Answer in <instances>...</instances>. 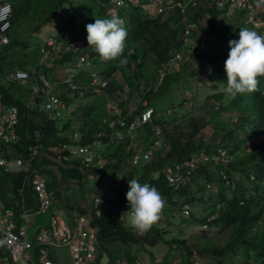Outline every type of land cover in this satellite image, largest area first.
Here are the masks:
<instances>
[{
  "label": "trees",
  "instance_id": "16d2710c",
  "mask_svg": "<svg viewBox=\"0 0 264 264\" xmlns=\"http://www.w3.org/2000/svg\"><path fill=\"white\" fill-rule=\"evenodd\" d=\"M63 1L53 0V5L44 1L45 5L50 4L54 8L48 14L46 21L49 22L57 16V8H60L59 5H63L61 4ZM218 2L219 0H197L193 6L187 4L186 13L181 14L176 8H169L165 2L158 4L155 0H125L124 4L119 7L110 5L108 0H68L69 5L74 7L76 12L78 11L77 13L70 11L68 17L75 16L78 18L74 23L77 26L75 28L79 32L80 29L81 31L84 30V35L81 36L80 34L79 37H75L76 39L69 40L67 48L63 47V43L61 46L57 45V57L49 59V65L44 63V59H36L33 61V65H27L24 61L13 59V53L10 50L17 45V42L11 41L9 38L7 44L0 46V78H4L9 85L0 83V92L6 105L18 108V138L11 146L12 156L25 157L27 147L35 142L38 143L40 147L37 156L33 159V167L44 172L47 177H51V172L45 166L40 168L37 165L41 152L53 154L54 152L51 151L56 152L57 150V154L61 157L62 154H67L66 148L62 147L63 145L66 147L72 144L85 145L94 139H99L102 150L101 154L98 153L94 159L95 166L83 165L78 157L68 161L61 158L63 163L71 164L70 172L79 173L81 170V176L76 182L80 188H83V177L86 179L89 173L93 174L96 181H99L103 174H109L114 182L116 179H120L125 194L128 191V180L135 178L141 184L148 183L154 186L167 202V207L162 214L166 216H161L160 220L164 219L168 226L173 225L171 217L173 213L177 212L182 222L188 225H197L205 220L201 226L207 222L209 227L216 228L220 232L231 229L233 237L237 239L236 243L246 246L247 255L250 252L255 254L257 261L264 264V94H262L264 93V77L259 78L260 92L238 94L235 99L227 97L224 104L222 101L225 97L224 91L215 92L212 98L217 100L219 109L209 108L199 111L191 106L183 113L173 114L171 117H166L164 114L165 108L180 107L183 103L191 100L183 94V91L192 90L195 78H202L212 72H217L226 85L224 61L228 58L229 48L225 47L224 44L233 40V28L235 26L238 28L240 24L250 26L259 33V27L255 26L253 22H245L252 9L235 10L238 12V23L236 24V21L226 25L222 19L225 17L227 5L224 8H219ZM10 3L12 5L10 19L12 25L18 7L15 2ZM158 7L163 8L159 13L157 12ZM109 8H114L118 14L124 13L123 18L128 30L127 47L123 54L128 62L124 65H120L118 61L101 59L87 43L85 25L94 23L96 18H108ZM83 10H87V14L91 16L81 14ZM40 12H42V7ZM253 12L255 14L258 12L256 16L264 21V0L253 8ZM94 14L95 18L92 17ZM190 21L197 22V30L192 31L188 35V41H185L183 39L184 29ZM76 29L75 33L78 35L79 32ZM59 33L63 38L67 35L64 27L59 28ZM206 35L212 36L211 42L206 43L201 50H194L196 40L205 39ZM74 39L83 41V46L78 51H72L70 48V43ZM46 45L55 46L48 45L47 42ZM24 47L27 49L29 45L25 44ZM80 53L90 58V65L85 66V68L94 66L95 69L87 72L83 68L78 72L74 78V83L77 84L78 89L72 88L70 83L62 82L68 75L65 72L62 81H59L57 88L53 89L65 103L64 108L58 110L57 117L52 118L49 111L41 109V97H36V104L30 106L28 101L16 97L10 91L11 83L22 82L9 80L8 74L10 72L33 68L36 73L43 72L49 79L58 78L60 75H56L50 66L52 62L57 60L68 65L74 56ZM177 53L181 55L178 66L176 69L171 67L158 85L154 81L146 79L145 65L156 67ZM209 69H211L210 73ZM117 71L121 73L125 86L116 82L115 73ZM92 72L96 73L99 79L106 80L104 87L98 84H89L93 79ZM24 83L29 89L28 84ZM212 86L218 87L219 85L214 83ZM99 90H104V94L108 95L102 105L108 103L109 106L107 104L105 106L109 112L106 110L99 112L97 109L101 108L102 105L98 106V101L81 106L78 104L77 112L76 109L73 110V106H69L71 100L75 99L69 95L86 98ZM127 92L128 94H136L139 101L133 111L128 110L127 100L123 98ZM174 100H178L177 105L174 104ZM143 101H146V104H143ZM168 101L169 104H167ZM163 102H165V107L161 106ZM147 107L153 108V114L151 121L141 125L144 126L142 137L138 135L136 140H131L129 137H125L124 140L114 139L113 129L109 128L106 123L105 115L107 113H111L113 119L120 116L126 122H131ZM67 108L72 117L69 118L68 116L65 119L62 117V111ZM115 109H117L118 114H113ZM94 111L99 115L97 118L99 120L90 118ZM80 112L81 116H79ZM224 114L235 117V120L229 121L230 117L227 115V121L220 119ZM72 121H76L75 127L72 126ZM86 122H90L88 128H84ZM207 129L212 134L208 139H205L207 136L204 131ZM240 130L244 132V136L238 139L239 135H236V131ZM76 132H79V137L74 136ZM149 132L152 134L149 135ZM150 136L154 137L153 141H149L147 145L143 146L142 141ZM251 136L256 140L252 141L251 145H247V139ZM156 140H159L160 143L153 148L151 156L144 159L143 153ZM115 141H117L116 144H114ZM136 148H141L140 158L136 164H133L132 158ZM215 148L224 150L230 156V160L224 164L199 161L189 173L184 175L186 183L178 189V198L172 199L173 192L161 173L162 169L169 164L181 162L185 158L197 156L200 152L211 153ZM0 149L4 151L5 156L12 157L6 152L10 147H5L2 142H0ZM100 156L105 159L102 163L97 161ZM114 174L119 176L113 178ZM6 175L9 178L12 193L19 198L18 191L25 174L14 171ZM222 175H225V178ZM250 175H253L252 179ZM188 180L196 185V190L189 187ZM209 183L210 186L207 187ZM53 186L55 184L52 178L50 182L48 181V189L52 191ZM200 188L206 190L205 194L201 193L193 197V194H196L195 192L199 191ZM31 191L32 188L28 185L24 193L25 199L30 204H32ZM113 192L118 193L116 190ZM52 193L53 200H58V191L53 190ZM102 195L99 189L91 190L92 200L94 197ZM0 196L4 200L5 206H12V203L4 196V186L1 181ZM182 201L189 202L194 206L196 202L201 203V212H197L192 207L189 218H183L179 211ZM204 203H210L206 210L202 209ZM87 206L88 204L82 206L81 203L71 201L67 197L66 208L76 211L77 214H87L90 205ZM100 208L101 215L99 217L93 215L91 218V226L96 230V244L99 249L96 261L101 260L106 253L109 264H120L122 261L126 264H136L138 259L132 252L133 248H139V250L147 253L149 247L155 248L158 245L167 247V252L159 264H171L177 253L184 256L182 264H195V260L192 259L193 252L201 254L204 251H211L214 254H219L216 248H209L210 250L202 247L197 248L195 242L188 240L185 236L182 237L181 234L183 233L175 234L171 239L166 238L171 231L162 229L158 223L146 234L139 235L126 224L127 215H121L116 207L105 209L102 205ZM168 215L170 216L167 217ZM212 215L214 216L210 218ZM206 232L207 230L201 228V234H206ZM229 246V244L226 245V247ZM175 248L177 251L174 253Z\"/></svg>",
  "mask_w": 264,
  "mask_h": 264
},
{
  "label": "built area",
  "instance_id": "2783aa9c",
  "mask_svg": "<svg viewBox=\"0 0 264 264\" xmlns=\"http://www.w3.org/2000/svg\"><path fill=\"white\" fill-rule=\"evenodd\" d=\"M158 4H167L169 8H176L181 14H185L187 3L174 0H155ZM125 0H108L109 4L121 6ZM262 0H219L218 7L224 8L227 5L234 10L252 9L249 13V20L245 22H253L258 26L259 33L264 34V21L256 16L253 8L261 4ZM191 6L196 4L195 0H190ZM162 7H158L157 11L161 12ZM248 15V17H249ZM12 5L8 1L0 0V46L9 42L8 30L11 26ZM197 30V22L190 21L184 29L183 39L188 41V35L192 31ZM212 36L206 35L205 39H199L195 42V50H201L206 43L211 42ZM48 45L52 41H47ZM83 41L81 39L70 43L72 51H78L82 48ZM181 58L177 53L168 61L160 64L157 67V74L163 77L171 67L178 66V60ZM90 65V58L80 53L74 56L71 64L65 67V72L68 74L62 82L70 83L69 85L77 88L74 83V78L81 69ZM92 80L90 85L98 84L101 87L106 85V80H101L96 73H91ZM8 79L11 81H24L28 84V91L31 94L32 103L36 104V97H41L40 107L42 110L49 111L52 118L58 116V110L64 108V101L58 97L53 89H56L59 82L49 79L44 73H36L33 68L28 70L18 69L8 74ZM145 104V102H144ZM153 109L147 108L141 114L135 117L131 122H126L122 117L116 119H106L109 128L113 129L114 138L124 140L125 132L131 133V140L137 139L136 129L149 122L152 116ZM113 114H118L117 109L113 110ZM18 125V108L16 106L6 105L3 102L2 93L0 92V142L7 149V154L12 152V144L17 141ZM156 133H158L156 131ZM79 132L74 133L75 137H79ZM157 140L149 146L143 153V158L147 159L151 156L153 148L158 145ZM101 146L99 139L93 140L85 145H69L62 146L66 148L67 154H62L60 158L68 161L74 157H80L81 162L86 166H95L94 159L98 155V150ZM38 143H33L27 147V155L25 157L12 156L7 157L4 151L0 149V169L9 174L14 171H20L25 174L21 187L19 188L17 199V207L5 206L3 199L0 196V264H53L50 259V249L52 247L67 246L70 248V254L75 264H100L96 261L98 256V246L96 244V230L91 226V218L93 215L99 217L101 215V206L105 209L117 208L121 215H125L129 211V205L125 197H119L109 192H105L103 196H96L92 200V205L87 214H77L73 220L72 217L66 218L59 212L53 210V193L48 189V177L38 168L33 167V159L39 151ZM141 148H136L133 154L132 163L136 164L140 158ZM230 156L221 148H215L213 152H200L197 156L185 158L181 162H175L165 166L161 173L163 174L167 184L173 192L172 199L178 198V189L186 183L184 175L194 168L199 162L211 161L213 164L227 163ZM98 162H102L97 158ZM184 172V173H183ZM223 174L222 171H220ZM91 177V176H90ZM225 178V175H222ZM105 181H109L104 177ZM57 184V183H56ZM121 182L117 181L116 185ZM28 185L32 188L31 201L28 202L25 197V189ZM210 186V183L207 187ZM59 188V184L57 185ZM180 212L184 218L190 216L191 205L189 202L182 201L180 203ZM47 214L45 220L38 222L37 218ZM205 229L207 224H203ZM109 264V262H108Z\"/></svg>",
  "mask_w": 264,
  "mask_h": 264
},
{
  "label": "rangeland",
  "instance_id": "374dc122",
  "mask_svg": "<svg viewBox=\"0 0 264 264\" xmlns=\"http://www.w3.org/2000/svg\"><path fill=\"white\" fill-rule=\"evenodd\" d=\"M8 1H10L12 3L15 2L17 7H18V12L15 15V20L12 21L11 28L8 31V36H9L10 40L17 42V45L12 47L10 50V52L13 53L12 58L15 59L16 61H22V62L24 61V62H26L27 65H33V61H35L36 59H40V60L44 59L45 60L44 63L46 65H49L50 64L49 59H54L55 57H57V53H56L57 45L61 46V44L63 43L62 44L63 47L67 48L68 47V41L75 38V34H76L75 29L77 28V26L74 23L76 22V20L78 18L75 16H69L68 17V15H70V13H71L70 11L75 12V13H77L78 11L76 12L74 7L69 5L70 3H68V0H64L65 2L64 1L61 2V4L66 5L68 7H64L63 5H59L60 6V8H59L57 6L58 7L57 11H56L57 16H55L49 22L46 21L45 19L47 18L48 14L54 10V8H52L50 6V4L53 5V0H8ZM44 1L45 2L48 1L50 4L45 5ZM110 5H113V4H110ZM114 6L119 7L116 4ZM41 7H42V12H40ZM87 13H88L87 10L81 11V14H83V15H88ZM257 13H256V15H257ZM107 15H108V18H110L113 15L119 16L121 18L124 17L123 12L118 14V12H116L114 8H109ZM237 15H238L237 11L229 8L228 11H226L225 17L222 19V22L227 25L230 22L234 23L237 21L236 22V24H237L239 21L238 20L239 17H237ZM88 16H91V15H88ZM250 16H253V15L250 14L249 17L247 18V20H249ZM92 17L95 18V14L92 15ZM61 27H64L67 31V35L65 38L60 36L59 28H61ZM242 27H247L249 29L254 30L250 26H243L242 24H240L239 28L237 26H235L233 28L234 29L233 39L239 38V36H238L239 29ZM77 30L78 29H76V31ZM83 31L84 30H82L81 32H79V31H77V32H79L82 36V35H84ZM48 39L54 41L56 43L55 46H53V47L47 46L46 42ZM25 44L29 45V47L27 49H25V47H24ZM224 46L228 48L227 43L224 44ZM52 52H54V53H52ZM71 62H69L68 65H70ZM177 63H179V60ZM52 64L50 66H52L56 75H60V77L54 78L51 80H55L56 82H59L63 78V75H64L63 70L68 65L64 66V63L62 61L60 62L57 60L53 61ZM176 67H175V69H176ZM94 69H95L94 66H90V68H85L83 70L90 72V70H94ZM144 74L146 76V79L154 81L156 83V85H158L161 82V79L164 77V76L163 77L156 76L154 65H152V66L145 65ZM115 78H116V82L119 85L125 86L124 79H123L120 72L117 71L115 73ZM194 81H195V84L192 87V90H184L183 91V94H185V96L191 100L183 103L180 107L174 106V107L165 108L164 110L166 112L164 114L166 117H171L173 114L183 113L185 110H187L188 107H191V106H194L195 109H197L199 111H201V110L204 111V110L209 109V108H213V109H217V108L219 109L220 108L217 100L213 99L212 95L219 90L224 91V87L226 85H224V81L222 80L221 75H219L217 72H212L211 74H209L207 76H203L202 78H195ZM0 83L3 85H6V86L9 85V83L4 78H0ZM214 83L218 84L219 86L218 87L212 86ZM11 84L12 85L10 86V91L16 97L21 98L23 100H26V101H28V104L30 106H34V105H31V103H32L31 94L28 92V89L26 88L24 82H18L15 84L11 83ZM103 91L104 90H99L96 93H94L92 96L90 95V96H87L86 98H83V97L79 98L78 96L75 97V96L69 95L70 97L75 98V99L71 100V102L69 103V106H73L72 107L73 110L76 109V112H77L78 104L81 106V105L91 104V103H94L95 101H98V106L102 105V102H104L106 100L105 97L108 98V95H105ZM53 92L55 93L54 90H53ZM71 94H74V93H71ZM193 94H194V99H193ZM28 97H30L29 100H28ZM123 98L127 100V108L130 111H133L139 102L136 98V94H132V93L128 94V92H127V93H125V95H123ZM226 98H227V96L225 94V97L222 99L223 104L226 101ZM144 102L146 103V101H143V103ZM169 103L170 102L168 101L167 104H169ZM177 103H178V100H174V104L177 105ZM106 104L109 106L108 103H106ZM195 104H197V106H195ZM105 105H102V107L98 108L97 110H99V112H105V110H106V112H109V110L107 109V107ZM162 105L164 106L165 102H163V104H161V106ZM158 106H160V104H158ZM224 112L227 113L226 111H224ZM226 115L230 117L229 121L233 122L235 120V117H233V116L231 117L229 114L222 115V117L220 119H224L227 121ZM68 116L70 118L71 114H70L69 109L67 108V109L62 111V117L66 119V118H68ZM79 116H81V112L79 113ZM98 116L99 115H97V112L94 111L91 113L90 118H92V120H95V119L99 120V119H97ZM105 116L107 119L108 118L113 119L111 117L112 116L111 113H107ZM71 124H72V126L75 127L76 121H72ZM77 125L79 126V123H77ZM89 126H90V122L85 124L84 128H88ZM208 127H210V126H208ZM143 130H144V126L139 127L136 130V134L139 135L140 137H142ZM204 134L207 136V137H205V139H208L209 136L212 134V132L207 129L204 131ZM237 134L239 135V137H237L238 139L243 138V136H244V132L241 130L236 131V135ZM124 137H127V138L129 137L131 139V133L125 132ZM153 139H154L153 136H150L149 138L144 139L142 141V145L143 146L147 145L149 143V141H153ZM254 140H256V138L251 136V138L247 139L248 142H246V144L251 145L252 141H254ZM157 142L160 143L159 140H157ZM116 143H117V141H115L114 144H116ZM101 150H102V148H101ZM51 152H54V153L50 154L48 152L47 153L41 152V154H39V157L37 160V161H39V159H41L40 157L43 155H46V157L48 158L49 163H47V164H45L46 162L41 161L42 163L45 164V167L52 174L51 177H48V181L50 182L52 180L53 176L55 175L56 183L59 184L58 179H59L60 175L61 174L65 175L66 173H68V175H70V177L72 178L69 185H67L66 181H63V186L65 185V187H63L64 193L66 195H64L63 198L60 200L53 201L52 206H53V208H60L59 213L61 215L65 216L66 218H70V217L74 218L77 215V212L74 210L66 208L67 197L70 198L71 201H77V202L81 203L82 206H84L85 204L92 205V203H91L92 202L91 201V190L97 189L98 184L93 183V182H89L87 180V177H86V179H85V177H83V188L82 187L80 188L76 182L79 180V178L81 176L80 175L82 173L81 170L79 173L78 172H73V173L70 172L69 170L71 168L70 167L71 164L66 163V162L63 163L61 158H60V155L57 154L58 153L57 150H56V152L55 151H51ZM44 164H42V166L40 168H43ZM113 176H114L113 178H116L119 175L114 174ZM118 180H120V179H118ZM0 181H1L2 185L4 186L5 198L12 203V206H13L12 208H16L17 207V199L13 198V193L11 190L9 178L1 169H0ZM187 182H188V184H190V186H189L190 188H193L194 190L197 189L196 185L193 182H190L189 180ZM102 185H103L104 189H106V190L107 189L116 190L118 193L121 191V188H120L121 186L120 185L115 186L114 181H112V177H110V181H105V182L102 181ZM187 187H188V185H187ZM55 189L53 186L52 192ZM215 189H216V187H215ZM205 192H206L205 189L200 188L199 191L195 192L196 194H193V197H196L197 195H200L201 193L205 194ZM73 193H75L74 195H78V196L73 197ZM201 205H202L201 203L196 202L195 206L192 205V207L197 212H199V211L201 212ZM203 205L204 206L202 207V209L206 210L209 208L210 203H207V204L204 203ZM165 216L166 215H162V217H165ZM169 216L170 215H168L167 217H169ZM213 216L214 215H212L210 218H212ZM46 217H47V214L42 215L41 217L37 218V221L38 222L43 221L46 219ZM171 218H172L171 221L173 222V225H171V226H168L164 219L159 220L157 222L159 227H161L162 229H165L168 232L171 231V233H169L167 235L168 237H166V238L171 239L172 237L175 236V234L183 233V234H181L182 237L185 236L186 238H188V240L195 242V245L197 246V248H200V247L208 248V249L209 248H216L219 251V254H214L211 251H204V252H201V254H198L197 252H193V258L192 259L195 260V264H207L206 262H209V264H261L257 261V257H255V254H252L250 252V254L247 255L246 246L240 245L239 243L238 244L236 243L237 239H235V237H233V232L231 229L220 232V231H217L216 228H212V227L208 226L205 229V230H207L206 234H201L200 233L201 228L204 229V227H202L201 224H202V222L204 223L205 220H202L201 223H199L197 225L196 224L188 225V224L182 222V220L180 219V216L178 215L177 212L173 213ZM210 218H207V219L210 220ZM125 222L128 225V217H126ZM227 244H229L230 246L226 247ZM173 246L175 247L174 244H173ZM163 247H165V246H163ZM161 248L162 247L159 245L157 247H155L156 251H159ZM136 249H135V251H136ZM164 249H167V248H164ZM152 251H154V250H152ZM176 251H177V249L175 248L173 250V252L175 253ZM141 252L143 254H145L144 251L141 250ZM164 252L166 253L167 251L165 250ZM153 255H154V261L151 262V264H159L160 263L158 260L159 256H156L155 252L153 253ZM246 258H249V260H246ZM183 259H184V256L181 255V253H177L176 257L174 258V260H172V262L175 264H182ZM120 264H125V262L122 261Z\"/></svg>",
  "mask_w": 264,
  "mask_h": 264
},
{
  "label": "clouds",
  "instance_id": "9594fccd",
  "mask_svg": "<svg viewBox=\"0 0 264 264\" xmlns=\"http://www.w3.org/2000/svg\"><path fill=\"white\" fill-rule=\"evenodd\" d=\"M180 1L189 4L190 0ZM85 30L89 47L93 48L101 59L118 61L120 65L128 62L123 55L128 39V30L123 18L116 15L110 18H96L94 23L85 25ZM238 36V39L228 41V58L224 61L226 74L224 93L230 99H235L238 94L260 92L259 78L264 77V34L242 27L239 29ZM208 71L210 73L211 69ZM100 147L102 148V144ZM101 148L98 150L99 154H101ZM250 178L252 179L253 175H250ZM125 198L129 205V211L125 213L128 217V225L139 235L146 234L160 220L163 210L167 207L166 200L154 186L148 183L141 184L135 178L128 180ZM190 205L191 213L192 204ZM100 264H108L106 253L102 256Z\"/></svg>",
  "mask_w": 264,
  "mask_h": 264
},
{
  "label": "crops",
  "instance_id": "0c3cea01",
  "mask_svg": "<svg viewBox=\"0 0 264 264\" xmlns=\"http://www.w3.org/2000/svg\"><path fill=\"white\" fill-rule=\"evenodd\" d=\"M8 1V0H7ZM9 2V1H8ZM79 31V30H78ZM80 32H81V29H80ZM80 36V33L78 34V35H76L75 34V37H79ZM76 39V38H75ZM75 39L73 40V41H75ZM47 41H49V39L47 40ZM52 41V40H51ZM54 41H52V44H51V46H53V45H55L56 43L54 42ZM173 57V56H172ZM171 58V57H170ZM169 58V59H170ZM168 61V60H167ZM164 63V62H163ZM160 65V64H159ZM159 65H157L156 67H155V73H156V76H159L158 74H157V67L159 66ZM65 66V65H64ZM64 72H63V74H65V69L63 70ZM43 73V72H42ZM155 75V74H154ZM29 98L30 97H28V100H29ZM105 121V120H104ZM89 144V143H88ZM49 157V156H48ZM41 159H39V161L37 162V165L38 166H42V164H44V163H42L41 161H44V162H46L45 164H47V163H49V160H48V158L46 157V155H43V156H41L40 157ZM80 159V161H81V158H79ZM99 160H101L102 162H104L105 161V159H103L102 157H100L99 158ZM102 162H100V163H102ZM82 163V162H81ZM45 164H44V166H45ZM43 166V167H44ZM87 167H91V166H87ZM62 170V169H61ZM60 170V171H61ZM91 176V177H90ZM104 177H107V179H109V181H110V175L109 174H103L102 175V177H101V179L99 180V181H96L95 179H94V176H93V174H91V173H89L88 175H87V180L89 181V182H93V183H97L98 185H97V189H99L100 191H101V193L102 194H104L105 192H109V193H111V194H113V195H118L119 197H125L126 196V194L123 192V188H122V183L120 184V188H121V191H120V193H115V192H113V190H111V189H104V187H103V185H102V181H104L105 182V180H104ZM59 188L57 187V185H58V183L56 184V178H55V175L53 176V181H54V184H55V186H54V191H58V195H59V198H58V200H60V199H62L63 198V196L64 195H66L65 193H64V188L63 187H65V185L63 186V181H66L67 182V185H69L70 184V181L72 180V178L70 177V175H68V173L67 174H65V175H60V177H59ZM117 181H119V182H121V180H118V179H116V182ZM116 182H114V184H115V186H117L116 185ZM66 185V186H67ZM91 188V187H90ZM75 193H73V197H77L78 195H74ZM13 196H14V198H16V196H15V194H13ZM61 196V197H60ZM103 196V195H102ZM74 199V198H73ZM75 200V199H74ZM4 201V200H3ZM91 201H92V198H91ZM89 205V204H88ZM91 206V205H90ZM89 206V207H90ZM59 209L60 208H54L53 210H55L56 212H59ZM41 222V221H40ZM164 248H167L166 246L165 247H162L159 251H156V249L155 248H151V247H149L148 248V251H147V253H145V254H143L142 252H141V250H139V248H133V254L135 255V258H137L138 259V262H136V264H151V262H153L154 261V256H153V253L155 252V255L156 256H159V261L161 260V257H163V255L165 254V250L167 251V249H164ZM135 249H136V251H135ZM152 249H154L155 251H152ZM153 252V253H152ZM158 254V255H157ZM250 254V253H249ZM253 254V253H252ZM49 255H50V259L53 261V264H75L74 263V260L72 259V257H71V254H70V248L69 247H67V246H63V247H52L51 249H50V253H49ZM250 257V256H249ZM142 259V260H141ZM151 259H153L152 261H151ZM207 264H209V262H206Z\"/></svg>",
  "mask_w": 264,
  "mask_h": 264
},
{
  "label": "water",
  "instance_id": "95a60500",
  "mask_svg": "<svg viewBox=\"0 0 264 264\" xmlns=\"http://www.w3.org/2000/svg\"><path fill=\"white\" fill-rule=\"evenodd\" d=\"M151 134V132H149V135Z\"/></svg>",
  "mask_w": 264,
  "mask_h": 264
}]
</instances>
